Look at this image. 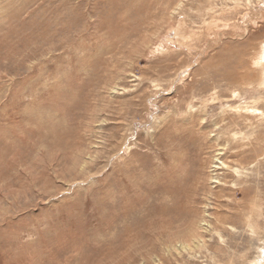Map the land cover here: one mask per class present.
<instances>
[{"label":"rangeland","instance_id":"rangeland-1","mask_svg":"<svg viewBox=\"0 0 264 264\" xmlns=\"http://www.w3.org/2000/svg\"><path fill=\"white\" fill-rule=\"evenodd\" d=\"M0 264H264V0H0Z\"/></svg>","mask_w":264,"mask_h":264},{"label":"bare ground","instance_id":"bare-ground-1","mask_svg":"<svg viewBox=\"0 0 264 264\" xmlns=\"http://www.w3.org/2000/svg\"><path fill=\"white\" fill-rule=\"evenodd\" d=\"M26 81V80H25ZM166 183V182H165ZM189 183V182H188ZM11 208V207H10ZM200 221V220H199ZM183 230V229H182ZM189 233V232H188ZM184 235V234H183ZM198 239V238H197Z\"/></svg>","mask_w":264,"mask_h":264}]
</instances>
